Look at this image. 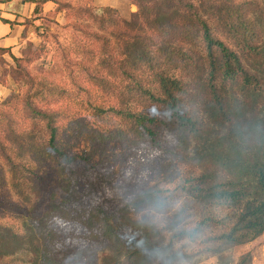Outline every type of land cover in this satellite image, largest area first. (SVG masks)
<instances>
[{
    "label": "trees",
    "instance_id": "16d2710c",
    "mask_svg": "<svg viewBox=\"0 0 264 264\" xmlns=\"http://www.w3.org/2000/svg\"><path fill=\"white\" fill-rule=\"evenodd\" d=\"M29 1L55 3L49 14L63 13L68 41L56 42L59 77H27L23 93L0 101V157L19 162L9 176L0 165V204L10 191L22 201L19 224L0 223V259L92 264L112 251L128 264H176L188 257L174 241L219 226L212 239L222 249L211 252L222 260L224 246L264 232V115L247 67L263 54L264 22L252 14L264 0H133L129 19L88 0ZM105 144L188 159L195 170L169 189L75 151ZM182 199L198 219L176 230ZM150 212L170 214V226L138 218Z\"/></svg>",
    "mask_w": 264,
    "mask_h": 264
},
{
    "label": "rangeland",
    "instance_id": "374dc122",
    "mask_svg": "<svg viewBox=\"0 0 264 264\" xmlns=\"http://www.w3.org/2000/svg\"><path fill=\"white\" fill-rule=\"evenodd\" d=\"M92 6L98 11L104 6L115 8L117 13L129 19L131 14L138 10L133 0H88ZM100 12V11H99ZM253 17H259V20L264 22V5L256 10ZM65 23L63 13L56 15H46L42 19L33 23V27L25 36L27 39L23 42L22 46L14 49L11 52L0 53V101L5 99L11 93H23L26 89L24 82L27 77L34 76L48 77L56 79L58 74H53V63L57 62L59 65L62 59L56 51V42L67 44L68 35L67 28L63 29L62 25ZM252 74H255L260 83L259 93L261 95L260 106L264 115V49L263 54L259 58L250 60L247 63ZM260 109V108H259ZM261 110V109H260ZM196 142L192 140L191 145ZM96 150L79 146L75 151L78 154L85 155L101 168H109L120 171L121 173H130L138 177L144 185H154L158 183L163 187L173 189L177 181L189 176L195 170L194 165L188 159H163L156 158L150 155L149 152L140 149H134L126 144H105V146ZM9 157V160L6 159ZM19 164L14 155L10 152H5V156L0 157V165L6 169L2 171L7 174L10 172L11 165L16 166ZM13 166V167H14ZM8 175V174H7ZM21 169L11 173L12 181L15 187L21 188ZM9 176V175H8ZM22 188L20 189V191ZM7 203L0 204V223L18 225L20 220V211L18 206L21 204V198H17L13 191H10ZM23 193L27 196L33 197L34 190L24 185ZM40 195L46 196V191ZM59 196V195H58ZM185 199H182L176 204L173 209L179 211L183 210V220L176 227L189 228L198 219L197 211L198 206L194 203L184 204ZM145 218L146 221L155 223L158 227H166L167 223L170 226V214L160 215L158 213L150 212L148 215H139L138 218ZM222 230V227L208 229L204 235L198 240H188L187 238L179 241H174L172 250L179 254L184 253L187 255L186 261L177 262L176 264H264V232L256 238L243 243L226 248L218 254L222 256L219 260L217 254L211 252L213 249L221 250L219 244L212 239V236L217 235ZM171 231L168 232L167 238ZM223 247V246H222ZM25 261V259H24ZM92 264H128L124 256L115 258L114 253L102 252L98 253L91 259ZM0 264H26L20 256H9L5 259H0Z\"/></svg>",
    "mask_w": 264,
    "mask_h": 264
},
{
    "label": "crops",
    "instance_id": "0c3cea01",
    "mask_svg": "<svg viewBox=\"0 0 264 264\" xmlns=\"http://www.w3.org/2000/svg\"><path fill=\"white\" fill-rule=\"evenodd\" d=\"M54 8L52 1L0 0V48L8 52L19 49L32 24L52 13Z\"/></svg>",
    "mask_w": 264,
    "mask_h": 264
}]
</instances>
